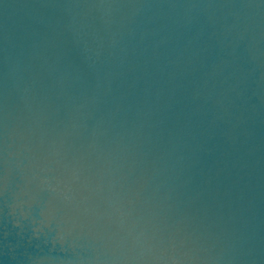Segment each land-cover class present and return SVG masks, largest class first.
<instances>
[{
  "label": "water",
  "instance_id": "obj_1",
  "mask_svg": "<svg viewBox=\"0 0 264 264\" xmlns=\"http://www.w3.org/2000/svg\"><path fill=\"white\" fill-rule=\"evenodd\" d=\"M0 264H264V0H0Z\"/></svg>",
  "mask_w": 264,
  "mask_h": 264
}]
</instances>
